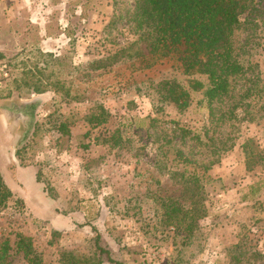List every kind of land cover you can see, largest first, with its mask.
Segmentation results:
<instances>
[{
	"label": "rangeland",
	"instance_id": "1",
	"mask_svg": "<svg viewBox=\"0 0 264 264\" xmlns=\"http://www.w3.org/2000/svg\"><path fill=\"white\" fill-rule=\"evenodd\" d=\"M132 6L133 0H0V60L15 75L0 89V98L14 121L19 163L36 166L49 198L27 188L29 203L49 222L34 218L26 205L11 198L0 211V242L8 241L12 264H28L14 252L18 235L29 240L39 264H57L61 252L91 255L95 235L120 264H264V163L250 160L248 169L240 147L252 140L264 148V116L226 127L223 132L231 133L233 146L225 143L212 155L188 137L179 140L173 130L177 123L199 132L206 118L199 92L191 93L184 116L168 107L154 114L147 97H137L124 85L131 77L142 88L165 79L185 86L193 76L180 74L167 59L155 60L144 72H128L123 58L104 69L109 73L87 67L135 38L124 24ZM259 28L240 31L237 45L240 57L264 78V24ZM48 39H57L50 54L43 53L49 49L45 43L40 47ZM137 47L146 53L144 44ZM24 68L33 74L26 75ZM43 88L46 93L36 96ZM148 94L156 100L153 90ZM99 107L106 122L91 130L89 115ZM58 122L71 133H55ZM86 132L98 142L83 149ZM176 152L191 162L179 163ZM4 169L0 162L4 182L20 194ZM181 173L202 180L198 188L190 192ZM22 179L27 184V174ZM158 198H172L181 206L200 201L203 217L186 233L187 217L167 224ZM52 201L60 219L53 215ZM67 218L73 226L52 236L49 223Z\"/></svg>",
	"mask_w": 264,
	"mask_h": 264
},
{
	"label": "trees",
	"instance_id": "2",
	"mask_svg": "<svg viewBox=\"0 0 264 264\" xmlns=\"http://www.w3.org/2000/svg\"><path fill=\"white\" fill-rule=\"evenodd\" d=\"M263 2L264 0H133L132 8L124 13V24L128 34L135 38L107 53L105 58L86 61L87 67L91 71L110 69L117 59L123 58L128 60L125 68L128 72H144L155 60L167 59V62L179 69L180 74L193 76L185 86L174 79H165L142 88L131 77L124 78V85L127 90L133 88L137 97H147L154 114L162 113L168 107L175 115L184 116L191 103V93L199 92L201 106L206 110V118L199 132H191L186 127L179 128L177 123H174L173 130L178 134L179 140L188 137L198 147L209 149L212 155L216 154L223 149L222 145L225 143L229 148L233 146L231 133L223 132L226 127L233 128L234 125L250 123L255 117L264 116V78L253 72L250 63L240 57V47L237 45V34L240 31L256 30L264 24ZM140 43L145 46V54L137 47ZM22 70L26 75L33 74L26 68ZM109 71L107 69L103 73ZM88 76L90 73H84V77ZM49 77L47 75L46 81H49ZM149 90H153L156 100L149 96ZM44 91V88L39 89L38 93ZM62 93L65 98L69 91L63 90ZM97 109L88 118L91 130L106 122V112L100 107ZM148 120L156 122L153 118ZM53 129L58 134L67 133L64 122L56 123ZM83 137L88 139V143L82 145L83 149L98 142L97 138L89 140L88 132ZM240 147L248 169L250 160L264 163V148L259 150L252 140L245 141ZM174 157L183 165L191 162L184 160L178 152ZM178 175L188 188L190 185V192L193 188H198L197 185L202 181L192 174ZM36 181L38 182L37 177ZM11 198L12 193L0 173V211ZM17 201L20 202L15 199ZM156 201L160 202L162 220L167 224L171 225L177 216L187 217L184 220L187 221L184 228L186 233L192 230L196 219L203 217L198 214L201 211L203 213L200 201L190 200L186 206H181L172 198H158ZM51 234L53 236L58 233L52 231ZM13 249L26 263L39 264L37 257L32 256L29 240L16 236ZM11 250L6 239L0 242V264H12ZM103 263L120 264L110 258L107 249L99 245L98 235L93 239L91 255L61 252L57 262Z\"/></svg>",
	"mask_w": 264,
	"mask_h": 264
},
{
	"label": "crops",
	"instance_id": "3",
	"mask_svg": "<svg viewBox=\"0 0 264 264\" xmlns=\"http://www.w3.org/2000/svg\"><path fill=\"white\" fill-rule=\"evenodd\" d=\"M15 19V15L13 14L12 16V20ZM43 30H45V28H43ZM44 32V31H43ZM14 33V31H13ZM51 41V42H49ZM55 41V42H54ZM57 39H48L47 41H42L41 42V46L42 47V43H45L44 45L46 47H48L49 49L46 50L47 52H42L43 53H48L50 54L53 50H52V44L51 43H56ZM39 46V44H38ZM40 49V48H39ZM46 55V54H45ZM70 59H73V55L70 57ZM46 93V92H45ZM45 93H38L36 96H39L41 94H45ZM31 100H27L26 102H29ZM3 99L0 98V162L2 164V167L5 168V176L8 177L9 181L11 183L14 184V188L20 193H16L14 190L11 189V187L9 186V184H6L7 187L9 188V190L12 193V198L13 199H18L20 202H22L24 205H26L28 207V211L30 212V214L37 219H42V220H46V217L49 218V216H41L38 213V210L33 208L32 205L29 203L28 199L30 194L27 190V188H29V186L31 187H35L36 189H38L36 192V194L42 198H48L44 192H43V187L41 185V183L36 181V166L32 165V164H24V165H20V161L17 157V155L15 154V142H16V134L14 132L13 129V125H14V121L12 119L9 118V111L3 106ZM12 113V112H11ZM13 114V113H12ZM68 132V131H67ZM56 133V132H55ZM69 134L71 133V131L68 132ZM66 133V135L68 134ZM61 136L64 134H60ZM8 168H11L8 172ZM24 174H27L28 176V182L27 184L23 183V179L22 176ZM2 175V174H1ZM3 179L4 176L2 175ZM5 181V180H4ZM6 183V182H5ZM21 183H23L24 185H22ZM49 199V198H48ZM54 202L52 201L50 208L53 211V215L55 217L59 218V214H57L54 211ZM51 217V216H50ZM45 218V219H44ZM66 221V222H65ZM49 222V221H48ZM50 224V229L53 231H59L60 228L63 227H72L73 223L70 219L67 218V220H62L61 223H49ZM221 241V240H220ZM220 241L219 246H217V249L220 247Z\"/></svg>",
	"mask_w": 264,
	"mask_h": 264
},
{
	"label": "built area",
	"instance_id": "4",
	"mask_svg": "<svg viewBox=\"0 0 264 264\" xmlns=\"http://www.w3.org/2000/svg\"><path fill=\"white\" fill-rule=\"evenodd\" d=\"M13 70L3 60H0V89L4 83L10 82L14 78Z\"/></svg>",
	"mask_w": 264,
	"mask_h": 264
}]
</instances>
